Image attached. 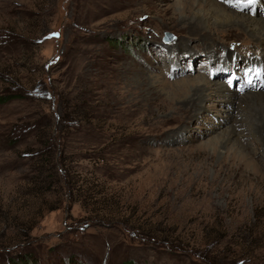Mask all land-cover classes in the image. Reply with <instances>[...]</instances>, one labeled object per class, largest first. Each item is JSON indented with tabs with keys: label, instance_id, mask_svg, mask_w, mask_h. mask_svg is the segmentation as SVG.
<instances>
[{
	"label": "rangeland",
	"instance_id": "obj_1",
	"mask_svg": "<svg viewBox=\"0 0 264 264\" xmlns=\"http://www.w3.org/2000/svg\"><path fill=\"white\" fill-rule=\"evenodd\" d=\"M184 1L0 0V264H264V140L242 137L240 173L212 146L236 112L219 128L220 104L191 117L167 93L194 75L263 92L264 50L235 29L205 51ZM236 4L264 17V0Z\"/></svg>",
	"mask_w": 264,
	"mask_h": 264
},
{
	"label": "bare ground",
	"instance_id": "obj_2",
	"mask_svg": "<svg viewBox=\"0 0 264 264\" xmlns=\"http://www.w3.org/2000/svg\"><path fill=\"white\" fill-rule=\"evenodd\" d=\"M192 1H197V4L201 8L195 9L188 0L180 3L182 6L178 8L179 13L188 15V19L182 21V23L186 24L182 29L184 28L188 32L189 37L187 36L186 38L194 39L192 38L194 35L198 36L197 40L203 45L205 51L209 49L207 40H216L221 43L225 37H235L237 34L235 29H241L243 35L249 40L241 41L240 45L244 47V51L264 50V17H259L258 14L251 16L248 11L246 13L241 12L239 8L236 9L231 5L233 2L235 4L238 3V1L247 5L249 0H231L232 3L228 2L229 0ZM212 22L217 23V25L210 27L208 32L206 28ZM222 24H227L228 27L222 29L219 26ZM224 30H228V32H224ZM212 34L216 35L217 39L211 38ZM183 42V44H186L184 40ZM211 48H213L212 51L218 50L214 46ZM206 54L208 53L206 52ZM254 60L256 61L257 58ZM223 62L224 64H228V61ZM220 84L222 83H215L206 77L194 75L181 79L175 84H169V89H167V93L169 94L168 99L171 100L173 96L177 97L182 103L179 105L180 110L178 111L191 115V117L198 115L197 113L202 109L204 101L209 99L215 101L214 103L220 104V107H223V111L226 113L225 118L216 120L217 127L219 128L224 124V119H229L231 113L236 112V114H233L234 117H238V120L222 128L215 143H211L214 149H233L231 154L232 161L236 163L235 169L241 173L244 169V162L250 159L248 158L249 146L246 142H242V137L254 140V143L258 147L261 146L264 140V91H254L240 96L236 91H230ZM212 105L214 108L215 104ZM249 175L254 179L256 178L255 172H249Z\"/></svg>",
	"mask_w": 264,
	"mask_h": 264
},
{
	"label": "trees",
	"instance_id": "obj_3",
	"mask_svg": "<svg viewBox=\"0 0 264 264\" xmlns=\"http://www.w3.org/2000/svg\"><path fill=\"white\" fill-rule=\"evenodd\" d=\"M49 33V32H48ZM47 34V33H46ZM42 35H44V34H42ZM41 35V36H42ZM43 91H45V90H43ZM44 93H49L48 91H46V92H44ZM49 98H50V96H48ZM10 98H12V96H9V97H0V102H5V101H7V100H9ZM52 98V97H51ZM61 120H69V117H67L66 119H65V117H63V118H60ZM71 119H72V117H71ZM70 119V120H71ZM72 121V120H71ZM40 126V124L38 125V124H36L35 123V126ZM59 134V132L57 131L56 132V138H60V136L58 135ZM54 138L55 137H53V135H52V132H51V136H49V138H48V142H43L42 143V146H43V148L45 147H48V148H46L45 149V154L48 156V157H50V159H54L55 157H57V159L60 161V165L62 166V159L60 158L61 157V155H62V153L61 152H59L57 155H56V144H55V142H54ZM50 139V140H49ZM58 143V142H57ZM58 144H60V143H58ZM48 161H51V160H48ZM64 169H62L61 167H60V173H62L63 174V177L65 178V170L63 171ZM65 180V179H64ZM66 184H65V186H67V188H72L71 187V185L72 184H70V182H69V180L67 179V181L65 180L64 181ZM71 191V190H70ZM35 258V256L33 255V253L31 252V251H28V252H26V253H17V254H15V255H10L9 257H8V260H7V262H3V264H37V262L35 261V260H33ZM71 260H72V258H71ZM73 261V260H72ZM121 264H135L134 263V261L133 260H131V259H126V260H124Z\"/></svg>",
	"mask_w": 264,
	"mask_h": 264
},
{
	"label": "water",
	"instance_id": "obj_4",
	"mask_svg": "<svg viewBox=\"0 0 264 264\" xmlns=\"http://www.w3.org/2000/svg\"><path fill=\"white\" fill-rule=\"evenodd\" d=\"M165 36L171 38L172 35H171L170 33L166 32V33H165Z\"/></svg>",
	"mask_w": 264,
	"mask_h": 264
},
{
	"label": "snow or ice",
	"instance_id": "obj_5",
	"mask_svg": "<svg viewBox=\"0 0 264 264\" xmlns=\"http://www.w3.org/2000/svg\"><path fill=\"white\" fill-rule=\"evenodd\" d=\"M255 2V0H249V3H254Z\"/></svg>",
	"mask_w": 264,
	"mask_h": 264
}]
</instances>
